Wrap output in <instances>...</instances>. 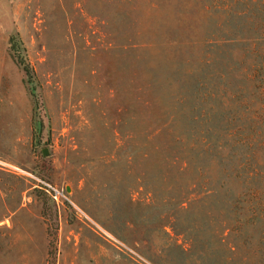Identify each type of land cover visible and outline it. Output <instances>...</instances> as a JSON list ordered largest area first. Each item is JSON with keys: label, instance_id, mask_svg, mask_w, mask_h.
<instances>
[{"label": "rangeland", "instance_id": "rangeland-1", "mask_svg": "<svg viewBox=\"0 0 264 264\" xmlns=\"http://www.w3.org/2000/svg\"><path fill=\"white\" fill-rule=\"evenodd\" d=\"M229 1L0 0V264H197L188 238L206 233L191 225L206 213L238 220L241 204L219 212L238 191L229 182L173 225L176 191L192 177L174 173V139L190 129L202 61L214 59L203 69L210 103L237 115ZM220 107L211 128L237 139V118ZM257 213L222 248L211 242L203 264H264Z\"/></svg>", "mask_w": 264, "mask_h": 264}, {"label": "trees", "instance_id": "trees-1", "mask_svg": "<svg viewBox=\"0 0 264 264\" xmlns=\"http://www.w3.org/2000/svg\"><path fill=\"white\" fill-rule=\"evenodd\" d=\"M235 6L237 14L231 12L230 17L237 18V115H230V105L225 102L218 103V107L221 106L229 115L227 122L237 118V139L234 131L219 136L211 128L220 118L218 107L210 103L212 94L206 88L213 74L203 72L213 63L212 57L199 64L200 70L191 84L190 117L185 118L190 129L174 139L179 146L172 159L175 175L179 178L192 174L185 185L178 187L174 197L175 227L182 224L180 214L188 213L196 206H205L220 194L227 193L229 182L238 185L233 201L219 209V212L225 209L230 213L237 204H241L238 220L236 217L213 221L206 213V218L200 223L191 225V232L206 233L204 239L191 234L188 238L189 247L199 246L197 264H203L210 253L213 254L209 248L211 242L216 248H222L226 232L249 223L257 212L264 215L259 201L264 187L262 190L253 187L257 180L264 182V0H230L226 9L234 11ZM157 7L156 2L148 5L151 11ZM7 40L11 56L22 73L29 75L31 71L13 49L17 47L13 36H8ZM232 42L235 41L226 40L219 44ZM232 250L233 247H228L227 251ZM183 252L180 251V255ZM220 263L217 261L215 264Z\"/></svg>", "mask_w": 264, "mask_h": 264}, {"label": "water", "instance_id": "water-1", "mask_svg": "<svg viewBox=\"0 0 264 264\" xmlns=\"http://www.w3.org/2000/svg\"><path fill=\"white\" fill-rule=\"evenodd\" d=\"M42 154H43V155H45V154H46L44 150H43Z\"/></svg>", "mask_w": 264, "mask_h": 264}]
</instances>
